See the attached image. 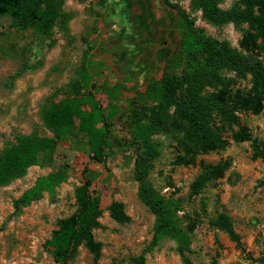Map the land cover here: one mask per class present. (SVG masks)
Masks as SVG:
<instances>
[{"label":"rangeland","instance_id":"rangeland-1","mask_svg":"<svg viewBox=\"0 0 264 264\" xmlns=\"http://www.w3.org/2000/svg\"><path fill=\"white\" fill-rule=\"evenodd\" d=\"M235 1L222 0L220 7L228 9ZM168 2L184 10L206 35L239 48L247 25L212 26L201 18L200 11L193 10L191 0ZM62 11L67 15L66 30H55L56 42L51 48L33 30L11 28L7 18L0 19V151L19 135H51L42 121L45 100L53 94L55 100L62 98L63 91L77 79L84 51L100 37L108 44H98L92 53L96 60L89 66L94 78L99 83L104 78L114 83L124 77L134 83L136 90H142L149 79L159 78L165 60L175 56L180 47V32L173 26L175 11L165 0H62ZM110 45L116 48L112 54L105 48ZM18 52L36 67L12 82L10 77L20 67L15 56ZM237 85L248 89L249 78L237 80ZM131 95L132 91L121 101L112 135L114 146L108 151L105 167L88 160L84 138L78 148L68 139L58 146L53 166L30 167L23 177L0 187V226L6 221L0 231V264H54L43 244L57 229V222L75 211L84 168L87 174L97 176L93 187L102 195L100 227L93 231L101 244V255L95 261L81 246L71 264H133L132 259L151 239L154 217L138 200L132 152L126 147L124 100ZM239 116L251 136L264 143V108L259 115ZM154 138L161 154L149 178L160 195L184 200L179 216L190 231L192 264H259L255 260L264 244V162L253 158L251 142L235 143L225 134L222 148L198 156L195 164L185 165L177 164L175 141L163 135ZM224 159L231 162L224 177L189 199V185L199 172V162ZM63 161L69 162L71 172L55 193L44 194L18 217H10L12 201L37 177L53 171ZM112 202L123 205L128 221L119 223L111 218L108 207ZM223 210L232 218L241 248L209 224ZM146 259V264H182L174 242L168 239Z\"/></svg>","mask_w":264,"mask_h":264},{"label":"trees","instance_id":"trees-1","mask_svg":"<svg viewBox=\"0 0 264 264\" xmlns=\"http://www.w3.org/2000/svg\"><path fill=\"white\" fill-rule=\"evenodd\" d=\"M168 1L165 0L175 11L173 26L180 32V47L175 56L165 60L159 78L149 79L142 90H136L134 83L123 80L124 77L114 83L104 78L99 83L89 64L96 60L92 54L96 46L108 44L100 37L84 51L77 79L63 91L62 98L55 100L53 94L45 100L42 121L51 135H19L0 151V187L23 177L30 167L53 166L58 146L68 139L78 148L84 138L88 160L105 167L108 151L114 146L112 135L117 128L121 101L132 91L124 100L126 147L132 152L138 200L154 217L151 239L132 259L133 264H146L147 254L166 239L174 242L182 264H192L190 231L179 216L184 200L160 195L149 178L153 163L161 154L154 136L163 135L176 142L177 164H195L198 156L222 148L226 144L225 134L235 143L250 141L253 158L264 162V143L251 136L239 116L259 115L264 108V0H236L228 9L220 7L222 0H191L193 10L200 11L201 18L212 26L247 25L239 48L206 35L184 10ZM3 18L9 20L11 28L33 30L48 48L56 42L55 30H66L62 0H0V19ZM105 48L109 54L116 50L113 45ZM15 56L20 67L10 77L12 82L36 67L28 64L23 52ZM247 77L250 87H239L237 80ZM230 166L229 159L200 161L199 172L189 185L188 198L198 197L208 184L223 178ZM70 172L69 162L63 161L53 171L37 177L30 188L12 201L10 217H18L44 194L53 195ZM87 173L84 168L83 183L76 191L75 211L57 222V229L43 244L54 264H71L81 246L95 261L101 255V244L93 231L100 227L102 195L93 187L97 176ZM108 210L115 221H128L121 203L112 202ZM209 224L241 248L240 236L226 211L219 212ZM255 262L264 264V244Z\"/></svg>","mask_w":264,"mask_h":264}]
</instances>
